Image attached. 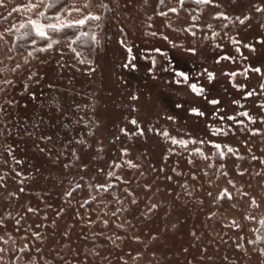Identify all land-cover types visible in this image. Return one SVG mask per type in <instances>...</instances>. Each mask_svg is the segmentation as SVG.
Masks as SVG:
<instances>
[{
	"label": "rangeland",
	"instance_id": "rangeland-1",
	"mask_svg": "<svg viewBox=\"0 0 264 264\" xmlns=\"http://www.w3.org/2000/svg\"><path fill=\"white\" fill-rule=\"evenodd\" d=\"M2 2L0 264H264V0Z\"/></svg>",
	"mask_w": 264,
	"mask_h": 264
},
{
	"label": "snow or ice",
	"instance_id": "snow-or-ice-1",
	"mask_svg": "<svg viewBox=\"0 0 264 264\" xmlns=\"http://www.w3.org/2000/svg\"><path fill=\"white\" fill-rule=\"evenodd\" d=\"M183 2V0H181V3ZM197 3H204V4H211L212 3V0H196ZM3 2L2 0H0V7H3ZM38 6V4H29L28 5V8L29 10H32L34 8H36ZM51 3L48 4V7H51ZM90 5L89 3H85L82 5V7H77L76 4L73 2V3H70L68 4L64 9L63 11L64 12H67L68 15H71L72 12H81L82 11V8H88ZM262 11H264V9H261ZM173 12L176 11V9H172ZM41 15H43V13H41ZM57 20H60V17L57 16L56 17ZM87 19H93V20H99L100 17L99 16H86L82 19H78V20H75L73 24H70V25H67L68 27H75V26H83L86 22ZM223 19L227 20L228 17L227 16H224ZM243 22V21H241ZM31 25H32V28L34 29L36 35H38L39 37H41L42 39H48L50 38L49 35H48V32H47V29L48 28H51V30L53 32H56V31H60L64 26V21H60V24L57 25V24H49V25H43L41 23H39L38 21H31ZM259 43H264V41H259ZM49 48L52 47L51 44L48 45ZM245 47H248L250 51L252 52H255L256 49L254 47H251L249 45H245ZM42 51L44 49H41ZM188 51H190L193 55L196 54V49L195 48H190L188 49ZM29 55H31V53H29ZM226 59H228L226 57ZM255 73H258L260 74L261 76H264V71H262V69L260 67H255L253 66V69H252ZM177 76H179L181 78V81L184 82V83H187L188 84V87L190 88L191 92L194 93L196 96H200V97H203L204 94H205V91H206V88H207V85H201V86H198L196 83H191L189 81V77L183 73V72H177L176 73ZM227 75L229 76H235V73H227ZM205 80L209 83L213 82L215 80V73L213 71H208L207 69L205 70ZM181 81H178L181 82ZM133 99H138V97H133ZM209 103H211L212 105H217L220 103L219 100H216V99H210L209 100ZM193 113L195 115H204L203 112H201L199 109H193ZM246 115V114H245ZM131 123L133 125H136V121L133 120L131 121ZM143 134V133H141ZM167 135V134H165ZM175 143V141H173ZM183 143V142H181ZM133 203H135V200L132 201ZM253 203H255V201H253ZM153 207H155V205H153ZM29 211H33V209H29ZM0 251H3V249H0Z\"/></svg>",
	"mask_w": 264,
	"mask_h": 264
},
{
	"label": "trees",
	"instance_id": "trees-1",
	"mask_svg": "<svg viewBox=\"0 0 264 264\" xmlns=\"http://www.w3.org/2000/svg\"><path fill=\"white\" fill-rule=\"evenodd\" d=\"M69 0H49V3H51V7H47L46 11V17L51 16L58 8L65 6L68 3ZM188 2V1H187ZM189 4V2H188ZM92 22V21H90ZM90 23L85 24L82 26V34L79 36L77 40H80L85 46V52L88 53L92 49L93 43H94V30L93 28H90ZM77 29V27H70L67 28L68 34L72 37L74 34V31ZM32 42H35L36 44L33 45L34 48H38L41 46H44L46 43V39H42L36 33L34 32L31 25H27L22 28V30L17 34L16 39V49L18 52H23L27 48H32ZM37 53H40V51H36ZM260 246L264 250V223L261 226L260 229Z\"/></svg>",
	"mask_w": 264,
	"mask_h": 264
}]
</instances>
